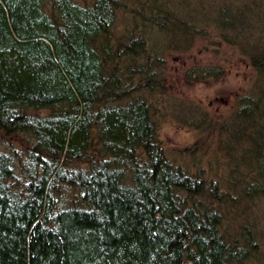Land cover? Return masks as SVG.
Segmentation results:
<instances>
[{
    "label": "trees",
    "instance_id": "1",
    "mask_svg": "<svg viewBox=\"0 0 264 264\" xmlns=\"http://www.w3.org/2000/svg\"><path fill=\"white\" fill-rule=\"evenodd\" d=\"M216 2L0 0V264H264V0ZM202 34L253 71L219 119L169 82Z\"/></svg>",
    "mask_w": 264,
    "mask_h": 264
},
{
    "label": "rangeland",
    "instance_id": "2",
    "mask_svg": "<svg viewBox=\"0 0 264 264\" xmlns=\"http://www.w3.org/2000/svg\"><path fill=\"white\" fill-rule=\"evenodd\" d=\"M201 37L203 39L197 40L191 51L169 52L166 55L169 82L181 97L201 104L214 118L219 119L235 108L236 100L252 80L253 71L235 44L229 47L215 34H202ZM199 64L210 65L219 71L205 75L202 80L198 79L193 67ZM189 69L193 70L190 78L186 74ZM160 134L170 146L188 145L198 135L174 122L163 124ZM255 211L262 215L261 209L256 208Z\"/></svg>",
    "mask_w": 264,
    "mask_h": 264
}]
</instances>
